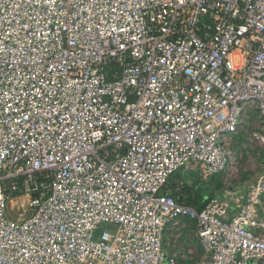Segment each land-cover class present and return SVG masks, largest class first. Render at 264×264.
I'll return each instance as SVG.
<instances>
[{
	"label": "built area",
	"instance_id": "2783aa9c",
	"mask_svg": "<svg viewBox=\"0 0 264 264\" xmlns=\"http://www.w3.org/2000/svg\"><path fill=\"white\" fill-rule=\"evenodd\" d=\"M250 107L264 148V0H0V264H182L185 220L194 264H264V161L165 188L228 171Z\"/></svg>",
	"mask_w": 264,
	"mask_h": 264
},
{
	"label": "rangeland",
	"instance_id": "374dc122",
	"mask_svg": "<svg viewBox=\"0 0 264 264\" xmlns=\"http://www.w3.org/2000/svg\"><path fill=\"white\" fill-rule=\"evenodd\" d=\"M262 128L258 112L254 107H250L242 120L237 135L230 143L232 151L237 153L235 154L234 165L228 171L218 174V178L223 184V190L230 185H245L259 175L264 160V148L259 140L251 139L250 134L259 132ZM192 173L197 175L193 171ZM180 174L182 178L194 177V175L191 176L189 170H180ZM180 178L179 176L172 177L167 188L174 187V182L181 180ZM197 178L199 181L197 184L200 188L209 184L210 179L203 181L198 175ZM187 192H190L188 188ZM207 199L208 197L205 198V200ZM18 202L19 200H12L9 206L13 207ZM19 209L16 211H19ZM165 243L166 247L175 244V247L185 256L179 257L182 264H194L200 259L201 251L196 239V227L194 222L190 220H185L184 224L177 229L168 227L165 231Z\"/></svg>",
	"mask_w": 264,
	"mask_h": 264
},
{
	"label": "trees",
	"instance_id": "16d2710c",
	"mask_svg": "<svg viewBox=\"0 0 264 264\" xmlns=\"http://www.w3.org/2000/svg\"><path fill=\"white\" fill-rule=\"evenodd\" d=\"M191 176L194 175V177H189V178H182L180 174V170L175 172L171 177L169 178L168 182L166 183L165 188L168 189L173 196H177L178 192L176 190V182H174V187H169L167 188V185H169L170 180L172 177L179 176L181 177L180 179L183 181V187H182V194L185 195V197L181 198L180 200L184 201L185 203L195 206L197 209H200L207 200H205L206 197L210 198L211 196H214L217 194L216 191H219L222 193L223 190V184L218 178V174H215L211 176L209 179V184L206 187H199L198 186V178L195 174L190 171ZM220 174V173H219ZM185 183V185H184ZM187 188L190 190V192H187ZM218 192V193H220Z\"/></svg>",
	"mask_w": 264,
	"mask_h": 264
},
{
	"label": "crops",
	"instance_id": "0c3cea01",
	"mask_svg": "<svg viewBox=\"0 0 264 264\" xmlns=\"http://www.w3.org/2000/svg\"><path fill=\"white\" fill-rule=\"evenodd\" d=\"M263 161H264V160H263ZM196 176H197V175H196ZM256 178H257V177H256ZM256 178H255V179H256ZM255 179H254V180H255ZM254 180L251 181V182H248V183L245 184V185H242V186L240 185V186H238V185L236 184V186H238L239 188H246L249 184H251L252 182H254ZM203 181H204V180H203ZM216 192L218 193V191H216ZM220 193H221V192H220ZM263 214H264V211H263Z\"/></svg>",
	"mask_w": 264,
	"mask_h": 264
}]
</instances>
